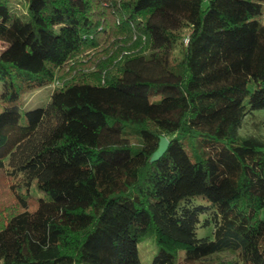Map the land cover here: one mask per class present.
<instances>
[{"label":"trees","instance_id":"1","mask_svg":"<svg viewBox=\"0 0 264 264\" xmlns=\"http://www.w3.org/2000/svg\"><path fill=\"white\" fill-rule=\"evenodd\" d=\"M263 8L0 0V171L16 201L0 264H142L147 240L151 264H264V138L240 132L264 110ZM190 170L216 195L170 207Z\"/></svg>","mask_w":264,"mask_h":264},{"label":"rangeland","instance_id":"2","mask_svg":"<svg viewBox=\"0 0 264 264\" xmlns=\"http://www.w3.org/2000/svg\"><path fill=\"white\" fill-rule=\"evenodd\" d=\"M207 2H204V7L207 6ZM19 5H17L18 7ZM256 19L260 20L264 24V8L263 14ZM186 39V38H185ZM5 48V44L0 41V53ZM182 46L178 45L173 54V60H179L182 57ZM2 82L0 81V96L2 93ZM252 90V85L250 86ZM54 91L53 85H48L44 88L28 93L23 96L21 100L22 111L31 110L37 107L45 106L48 104L50 97ZM244 136L254 135L260 138H264V110L253 112L249 115L240 130ZM15 183V180L7 175V171H0V219H2L8 213H13L12 210L16 209L15 197L10 191V186ZM202 182V176L198 171L190 170L188 175L184 177L176 190L169 196V205L173 207L175 203L183 197L197 195L202 193H211L215 196L216 192L213 190L207 191ZM211 233V229H199L198 236L202 237ZM156 252V248L152 241H145L139 245V258L142 264H151L152 257ZM232 259V257H228ZM180 264H185L183 261Z\"/></svg>","mask_w":264,"mask_h":264},{"label":"water","instance_id":"3","mask_svg":"<svg viewBox=\"0 0 264 264\" xmlns=\"http://www.w3.org/2000/svg\"><path fill=\"white\" fill-rule=\"evenodd\" d=\"M169 146V140L166 137H162L159 142L157 150L152 154L150 162L158 161L167 151Z\"/></svg>","mask_w":264,"mask_h":264}]
</instances>
